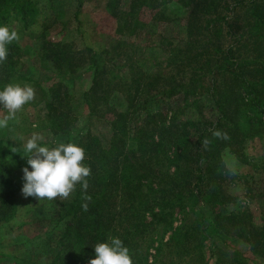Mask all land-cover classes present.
Returning <instances> with one entry per match:
<instances>
[{
	"label": "trees",
	"instance_id": "1",
	"mask_svg": "<svg viewBox=\"0 0 264 264\" xmlns=\"http://www.w3.org/2000/svg\"><path fill=\"white\" fill-rule=\"evenodd\" d=\"M4 1L16 4L24 15L33 11L29 0ZM124 1L105 2L114 16V33L127 29L130 35L138 34L144 28L138 13L145 7L163 23L180 21L183 43L163 60L162 68L173 67L174 72L144 76L142 86L136 81L127 98L135 100H121L122 108L107 101L109 78L116 80L113 62L98 66L91 53L92 76L83 98L89 117H106L110 134L102 141L86 128L75 140L91 167V201L83 211L80 185L67 200L58 201L61 225L50 264H87L95 255L93 245L109 237L123 241L133 264H154L163 246L182 242L176 259L168 263L179 264L181 254H189L188 243L198 238L191 249L201 245V207L210 211L218 228H234L236 237L264 258V209L253 223L244 209L232 207L220 160L228 151L246 163L249 170L242 176L250 183L256 173L253 195L264 197V0H158L155 5L153 0H130L123 6ZM20 53L16 42L8 45L7 66L16 63ZM68 64L74 65L70 60ZM63 124L67 121L55 122ZM212 130L227 133L229 139L214 137ZM205 138L210 141L207 149ZM7 193L5 183L0 195ZM175 218L178 222L172 225ZM155 228L168 235L153 246L148 232ZM149 247L155 255L149 254ZM229 256L232 264H242L238 251Z\"/></svg>",
	"mask_w": 264,
	"mask_h": 264
},
{
	"label": "rangeland",
	"instance_id": "2",
	"mask_svg": "<svg viewBox=\"0 0 264 264\" xmlns=\"http://www.w3.org/2000/svg\"><path fill=\"white\" fill-rule=\"evenodd\" d=\"M1 1L0 24H7L18 32L20 39L14 42L21 53L12 66L0 63V90L7 83L27 84L34 88L35 99L17 113V120L9 121L7 128L0 129V183L8 186V193L0 195V264H50L58 248L56 238L61 220L57 219L56 206L60 199L38 201L22 195V168L31 170L24 156V142L32 133H40L50 147L55 142L75 143L86 128L106 141L110 134L106 117H89L83 98L92 76L91 53L98 66L113 62L116 80L112 82L109 78L107 101L115 108H122L136 81L142 86L147 77L170 69L162 68L163 60L171 49L183 43L181 22L170 18L163 23L161 18H154L152 10L141 7L138 17L144 22V28L138 34L130 35L127 29L116 34L114 16L107 10L106 0H29L33 6L30 15H24L10 1ZM157 3L158 0H153L154 5ZM117 43L120 46L114 50ZM68 60L74 64L72 68ZM169 72H174L173 67ZM117 95L120 100H116ZM133 100L134 97L128 103ZM54 121H67V124L55 126ZM246 151L249 154L251 149ZM220 160L225 170L223 188L232 199V207L244 209L248 219L258 223L264 197L253 195L257 189L256 173L247 183L242 176L249 170L246 163L236 160L228 151L221 153ZM201 212L204 237L198 246L200 249H191L200 239L188 243L189 254L182 253L179 264H232L229 256L232 250L239 252L242 264H264L263 256L254 253L247 241L236 237L234 228L226 225L218 228L209 210L201 207ZM190 216L193 218L195 214ZM177 222L175 218L172 225ZM156 228L148 232L153 246L157 239L168 235L167 232L160 234ZM145 245L146 242L142 247ZM180 245L182 242L174 241L170 246H163L154 264H168L176 259ZM152 248L148 249L151 256L155 255Z\"/></svg>",
	"mask_w": 264,
	"mask_h": 264
},
{
	"label": "clouds",
	"instance_id": "3",
	"mask_svg": "<svg viewBox=\"0 0 264 264\" xmlns=\"http://www.w3.org/2000/svg\"><path fill=\"white\" fill-rule=\"evenodd\" d=\"M20 39L18 32L7 24H0V63L6 61L8 45ZM35 99V90L30 85L7 83L0 90V129L7 128L9 121L17 120V113L24 105ZM218 139H229L227 133L212 130ZM210 141L205 138L203 147L207 149ZM27 165L23 167L22 195L34 197L38 201L57 199L67 200L76 190L82 189L83 211H88L91 196L87 194L88 178L91 167L84 163L85 150L74 142H55L48 146L45 137L40 133H32L24 142ZM94 257L87 264H133L129 249L118 237H109L106 241H97L94 245Z\"/></svg>",
	"mask_w": 264,
	"mask_h": 264
}]
</instances>
